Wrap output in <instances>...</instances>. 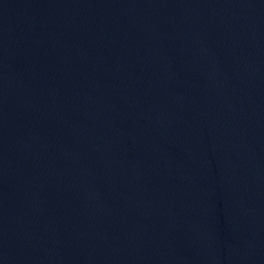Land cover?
Masks as SVG:
<instances>
[{
  "label": "water",
  "instance_id": "95a60500",
  "mask_svg": "<svg viewBox=\"0 0 264 264\" xmlns=\"http://www.w3.org/2000/svg\"><path fill=\"white\" fill-rule=\"evenodd\" d=\"M0 264H264V0H0Z\"/></svg>",
  "mask_w": 264,
  "mask_h": 264
}]
</instances>
